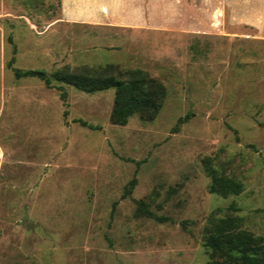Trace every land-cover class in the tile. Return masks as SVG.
Here are the masks:
<instances>
[{
  "label": "rangeland",
  "instance_id": "1",
  "mask_svg": "<svg viewBox=\"0 0 264 264\" xmlns=\"http://www.w3.org/2000/svg\"><path fill=\"white\" fill-rule=\"evenodd\" d=\"M89 1L0 0V264H204L219 218L264 239V42L217 37L198 0H113L137 29L91 23ZM167 15L190 22L155 23ZM64 67L143 71L161 106L117 126L112 88L11 71ZM209 170L239 193H209Z\"/></svg>",
  "mask_w": 264,
  "mask_h": 264
},
{
  "label": "trees",
  "instance_id": "2",
  "mask_svg": "<svg viewBox=\"0 0 264 264\" xmlns=\"http://www.w3.org/2000/svg\"><path fill=\"white\" fill-rule=\"evenodd\" d=\"M12 63V59L8 65ZM15 79L36 78L46 87L51 83L65 84L84 93H94L109 88L113 89L110 122L124 126L127 120L136 115L142 121L151 120L161 106L164 87L140 70H113L112 68H97L69 70L64 67L49 74L39 70L20 71L11 69ZM59 98L64 102L65 93L61 86H56ZM80 125H84L79 122ZM209 193L224 198L237 195L239 185L231 180L216 176L209 170ZM135 180L131 179L124 187L122 197L130 194ZM136 211L145 215L141 202H135ZM202 247L208 253V261L204 264H264V239L254 236L240 228L237 218L216 219L207 231Z\"/></svg>",
  "mask_w": 264,
  "mask_h": 264
},
{
  "label": "crops",
  "instance_id": "3",
  "mask_svg": "<svg viewBox=\"0 0 264 264\" xmlns=\"http://www.w3.org/2000/svg\"><path fill=\"white\" fill-rule=\"evenodd\" d=\"M75 1V0H74ZM81 1V0H79ZM84 1V0H83ZM87 1V0H86ZM156 1V6L159 8L164 7V3L168 4L164 8H170L171 10L176 8L177 5H181V1L186 0H153ZM90 5L93 8L91 13V23L95 25H107L110 27H125L137 29V18L132 19L126 15L118 14L116 16L112 12L113 0H90ZM78 4V0H76ZM137 3V2H135ZM178 3V4H176ZM76 4V5H77ZM100 7L106 10V14L100 12ZM131 8L137 9V6L131 4ZM198 8L203 12V22L206 19H211L212 16L217 13L216 17L217 25L222 23L228 28V31H223L217 34V37L224 38L230 42V45L235 41H263L264 42V0H198ZM109 13L113 16V19L108 22H104L103 17L109 16ZM167 17L165 20L156 19V24L175 25L178 23L188 24L190 18L186 16L176 17L174 15ZM202 19V18H201ZM171 21V23H169ZM244 29L245 32L239 30Z\"/></svg>",
  "mask_w": 264,
  "mask_h": 264
}]
</instances>
